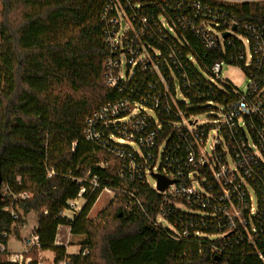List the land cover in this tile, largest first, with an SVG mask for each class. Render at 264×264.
Instances as JSON below:
<instances>
[{"label": "trees", "instance_id": "obj_1", "mask_svg": "<svg viewBox=\"0 0 264 264\" xmlns=\"http://www.w3.org/2000/svg\"><path fill=\"white\" fill-rule=\"evenodd\" d=\"M107 1L0 0V179L8 189L0 201V245L6 247L12 234L20 238L25 217L35 213L34 233L40 251L52 252L54 263L66 258L68 264H264V242L256 241L255 248L250 245L236 219L227 233L229 221L213 202L208 208L189 207L200 214H187L173 206L176 201H164L163 195L144 181V171H151L162 142L159 171L167 154L171 171L183 170L182 179L187 180L192 169L186 166L181 144L174 138L178 129L185 130L180 127V115L185 120L201 115L213 119L237 101L240 90L228 80L210 82L209 69L223 62L239 67L248 78L253 69L239 58L238 37L224 33L223 48L216 43L214 49L205 50L193 35L183 32L187 45L178 54L181 68L170 63L158 65L166 89L151 65L143 72L136 68L129 79L110 88L104 82L103 67L102 9ZM198 1L210 6L214 23L219 24L211 26L220 32L232 19L238 24H264V3L228 6ZM152 4L146 6L156 13L158 7ZM227 41L232 42L227 45ZM188 54L194 57V64L188 61ZM176 89L181 98H176ZM120 100L150 110L141 114L151 129H155V121L160 125L149 160L131 152L130 146L119 145L128 151L126 159L134 158L141 166L140 179L134 181L118 176L122 164L108 152L110 144L84 138L86 118ZM110 120L95 123L102 140L130 132L131 121L103 124ZM142 155L146 158L145 151ZM261 169L264 183V166ZM197 171L210 183L207 166ZM93 177L99 187L67 219L63 212L70 210L68 202L76 199L80 187H87ZM104 188L111 190L114 198L96 221L90 220L88 213ZM210 188L208 192L215 196L217 189ZM23 193L27 197L19 198ZM256 197L252 224L259 236L264 235V194L257 191ZM162 205L169 209L165 219L173 230L158 221ZM241 219H247V211L242 210ZM59 226L68 227L70 236L81 238L77 254H66L63 246L54 244ZM37 261V252H31L29 264ZM0 264L14 263L0 254Z\"/></svg>", "mask_w": 264, "mask_h": 264}, {"label": "built area", "instance_id": "obj_2", "mask_svg": "<svg viewBox=\"0 0 264 264\" xmlns=\"http://www.w3.org/2000/svg\"><path fill=\"white\" fill-rule=\"evenodd\" d=\"M152 1V7H158L156 13L150 12L148 10L150 7L146 6ZM205 1L228 6L264 3V0ZM212 15L210 6L201 4L198 0H108L102 9L106 53L103 63L104 82L108 87L115 88L121 80L129 79L136 68L139 72H143L147 65H151L153 72L166 89L158 65L164 66L170 63L174 68H181L178 54L181 47L187 45L183 32L193 35L205 50H212L216 47V43L224 42V33L238 37L241 47L239 58L245 66H250L253 70L249 73L248 84L239 91L237 101L230 105L224 114L218 113L219 115L213 119L204 118L202 121H197V117H193L185 120L180 115V127L183 126L185 130L178 129L174 138L181 144L186 166L192 169L186 175L187 180L182 179L183 170L179 172L180 169L177 168L176 172L171 171L167 154L163 157L162 171H159L163 153L161 148L165 145L162 142L157 148L151 171H144V181L149 184L148 178H150L153 184L149 185L154 190H156V175L172 181L171 185L159 193L163 195L164 201L167 198L176 201L173 203L175 208L177 206L208 208L213 202L219 207L222 216L229 221L227 233L234 228L233 219H236L243 229L246 241L255 248L256 241L264 242V235L257 236V231L252 224V217L257 213L256 193L259 191L264 194V183L261 180L263 175L261 167L264 166V24H238L232 19L222 33L211 26L212 24L219 26L214 23ZM169 38H171L170 43L165 45ZM243 40L250 51L248 64H246ZM231 42L227 41V45ZM186 57L190 63H195L191 54ZM222 66L231 65L223 62L214 63L209 69L210 82H226L227 79L221 74ZM121 68H123L122 75H120ZM175 92L176 98H181L177 89ZM170 100L175 104L174 98ZM154 106L157 107V101L154 102ZM141 113L149 114L150 110L139 104L120 100L100 107L85 120L84 138L101 145L110 144L107 146L108 152L122 164L117 171L118 176L127 181H134L136 177L140 179L141 166L137 165L134 158L126 159L129 155L128 151L119 145L130 146L131 152L144 160H149L150 152L155 147L157 139L156 130L160 129L157 121L154 122L155 129H151L147 124L146 116ZM245 118L249 120L248 124L244 121ZM105 119L111 120L103 122L104 125L131 121L128 123L130 132L122 136L110 135L108 141L102 140L95 130V123ZM256 122L259 125H256ZM195 125L204 126V128H198ZM208 140H211V144L206 147ZM229 146L232 149L229 150ZM142 151L146 152V158L143 157ZM221 154L224 156L223 160L220 159ZM205 166L211 174L210 183L197 171ZM149 173H152V176ZM98 187V179L91 178L87 187H80L76 199H81L84 203ZM208 187L217 189L215 196L208 192L212 189L207 190ZM103 191L111 192L104 188L100 194ZM6 192L8 189L3 187L2 194ZM18 197L24 199L27 195L23 193ZM68 206L69 209L76 208L75 199L69 201ZM4 210L6 211L7 208ZM242 210L247 211L246 220L241 219ZM168 212L167 206L162 205L158 215V221L162 227L165 225L161 221H166ZM10 213L13 219L17 218L12 211ZM169 228L173 230V226ZM23 246L25 249L18 253L9 252L4 245H0V254L6 261L14 264H29L31 252H37L40 256L39 239L34 229L30 230L23 240ZM37 264L45 263L39 257ZM49 264H68V260L64 258L58 263L50 260Z\"/></svg>", "mask_w": 264, "mask_h": 264}, {"label": "rangeland", "instance_id": "obj_3", "mask_svg": "<svg viewBox=\"0 0 264 264\" xmlns=\"http://www.w3.org/2000/svg\"><path fill=\"white\" fill-rule=\"evenodd\" d=\"M244 49H245V56H246V64L249 63L250 59H249V47L248 45L244 42ZM123 58V57H121ZM123 73V68H121L120 70V75H122ZM221 74L223 76V78L227 79L229 82H231L233 84V86L235 88H237L238 90H242L247 84H248V78L245 76V74L242 72V70L239 67L236 66H222V70H221ZM205 117L203 115L197 117V121H202ZM211 144V140H208V143L206 145V147H208V145ZM148 182L149 184H153V181L148 178ZM195 188L197 189V185L194 183ZM2 190L3 187L1 186V194H2ZM114 198V193L111 192H106L103 191L99 197L97 198L96 202L94 203L93 207L91 208L90 212L88 213L87 218L90 220H94L96 221V216L98 215V213L103 210L108 204L109 202ZM76 202V208L74 209H70L69 211H64V215H66L67 219H71L73 217V213H76L80 207L83 205V201L81 199H75ZM177 209H179L180 211L187 213V214H200V212H198L197 210H191L189 208H186L184 206H177ZM27 224H25V227L23 228L22 234L20 235V238H16L13 234L10 235L8 237V241H7V246L6 249L9 252H22L25 248L23 246V240L28 236L30 230V227L35 226L36 224V214L35 213H30L27 218H26ZM162 224H164L166 227L169 228V225L166 221L162 220L161 221ZM27 226V227H26ZM30 229V230H29ZM67 228L66 226H62L59 230H58V235H57V241L61 242V243H65L67 247V253L69 255L77 254L78 250H79V242L81 240V238H77V237H66L67 234ZM55 242V241H54ZM41 257L43 263L45 264H49L50 260H53L54 254L50 251L48 252H41L40 256H38V258Z\"/></svg>", "mask_w": 264, "mask_h": 264}, {"label": "water", "instance_id": "obj_4", "mask_svg": "<svg viewBox=\"0 0 264 264\" xmlns=\"http://www.w3.org/2000/svg\"><path fill=\"white\" fill-rule=\"evenodd\" d=\"M155 180H156L155 189L158 192H163L169 185L172 184V181L166 179L165 177H163L161 175H156ZM1 199H2V194H1V179H0V201H1Z\"/></svg>", "mask_w": 264, "mask_h": 264}, {"label": "crops", "instance_id": "obj_5", "mask_svg": "<svg viewBox=\"0 0 264 264\" xmlns=\"http://www.w3.org/2000/svg\"><path fill=\"white\" fill-rule=\"evenodd\" d=\"M28 215H29V214H28ZM28 215H27V216H28ZM27 216L25 217V220H26ZM26 224H27V221H26ZM24 227H25V226H24ZM24 227H23V228H24ZM26 227H27V226H26ZM35 227H36V224H35V226L30 227V229L33 230ZM61 227H62V226H59V227L57 228V231H56V237H55V242H54V244H55V245H58V246H63V247L65 248V252H66V254H68V253H67V247H68V246H66L65 243L63 244V243L58 242V241L56 240V239H57V235H58V230H59ZM23 228H22V231H23ZM66 228H67V230H68V231H67V234H66V237L68 238V237H70V234H69V228H68V227H66ZM30 229H29V230H30ZM22 231L20 232V235L22 234ZM20 237H21V236H20ZM44 252H48V251H44ZM74 254H75V252H74Z\"/></svg>", "mask_w": 264, "mask_h": 264}]
</instances>
